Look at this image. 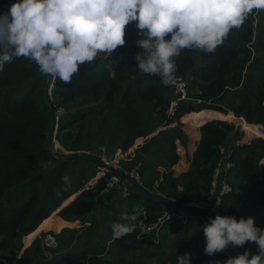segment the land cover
Returning a JSON list of instances; mask_svg holds the SVG:
<instances>
[{"label": "trees", "instance_id": "16d2710c", "mask_svg": "<svg viewBox=\"0 0 264 264\" xmlns=\"http://www.w3.org/2000/svg\"><path fill=\"white\" fill-rule=\"evenodd\" d=\"M5 1L0 0V13L5 11L1 6ZM139 38L136 22L132 21L126 26L124 45L82 64L70 82L55 77L52 99L57 110H65L59 119L58 140L66 150L94 156L97 155L93 148L105 143L112 157L116 149L128 150L137 138L147 137L159 125L165 126L135 150L130 165L143 160V184L153 190L158 181L157 189L162 195L175 196L181 202L207 192L213 169L221 158L218 146L228 145V135L234 131L235 143L229 154L234 163L229 174L232 190L223 199L221 214L237 218L251 215L264 227V139L256 136L249 143H236L240 135L234 124L212 119H225L215 110H231L238 117L264 125V9L249 13L243 24L231 29L214 51L185 48L175 57L174 74L187 80V97L178 102L171 116L167 111L175 96L172 87L165 85L159 75L146 74L135 66ZM46 81L47 75L26 57L7 62L0 72V254L8 260L16 257L15 248H22L25 235L38 229L45 218L98 171V165L92 161H55L50 156L47 139L51 110L45 95ZM192 112L198 113L194 114L195 121L204 122L199 128L201 138L190 169L176 176L172 169L179 160L176 141L183 145L188 141L179 120L197 127L184 121ZM174 122L176 125L170 126ZM105 180L106 177L79 193L59 211L65 219L83 218L99 196L107 202L101 220L104 230L99 229L97 220L88 233L64 228L57 234L58 251L69 249L72 255H83L87 264H144L158 252L153 237L142 236V231L136 229L113 239L112 223L121 211H131L133 207L146 211L141 219L144 224L149 223L166 206L149 200L134 187L127 197L128 206L125 198L114 191L102 199L99 192ZM143 198L146 204L137 207ZM49 221H44V228ZM170 223L173 230H186L187 224L171 221L166 225ZM231 246L240 253L245 249L258 250L255 242ZM183 253H175L172 264L177 254ZM222 255L223 250L215 256ZM63 260L64 256L45 258L40 236L18 259L26 264H64ZM197 261L192 255V263ZM67 264L84 263L74 260Z\"/></svg>", "mask_w": 264, "mask_h": 264}, {"label": "clouds", "instance_id": "9594fccd", "mask_svg": "<svg viewBox=\"0 0 264 264\" xmlns=\"http://www.w3.org/2000/svg\"><path fill=\"white\" fill-rule=\"evenodd\" d=\"M254 9H264V0H13L0 13V72L7 62L26 57L41 73L70 82L82 64L124 45L126 26L135 21L140 36L135 66L167 85L183 49L214 51ZM142 214L136 207L121 211L112 223V238L144 231ZM200 229L209 256L229 245L257 244L256 252L235 251L209 264H264V227L253 216L217 212ZM175 264H192L191 251L177 254Z\"/></svg>", "mask_w": 264, "mask_h": 264}, {"label": "built area", "instance_id": "2783aa9c", "mask_svg": "<svg viewBox=\"0 0 264 264\" xmlns=\"http://www.w3.org/2000/svg\"><path fill=\"white\" fill-rule=\"evenodd\" d=\"M13 0H6L1 4L5 9H8L9 5ZM174 91V98L171 101L167 115H174L178 102L187 97V80L174 74L169 84ZM60 113L62 114L65 110L64 108H59ZM241 119V118H240ZM222 127L220 124L218 125ZM235 131L240 133L242 137L247 138V143L251 141L254 137L258 136L264 139V125L258 124L256 122H250L241 119V122L236 125ZM107 145L105 143L100 146V156L99 158L105 162L107 165L113 166L115 169L123 170L125 173L131 175L140 183L142 182V175L140 169L143 165V161H137L133 166L126 167L123 163V160L127 158V152L119 148L112 157L107 154ZM221 152V158L213 169L211 178L209 180V188L207 192L202 196H195L186 201H181L183 205H187L193 209L203 210V211H213L215 213L219 212L221 214V206L223 199L226 194L232 190V184L229 180V174L231 169L234 167V163L229 160V154L232 150V146L227 144H220L218 146ZM99 170L97 174L90 178L83 186L79 188V192L86 191L90 188L95 187L99 180L106 177L103 187L100 189L99 194H105L112 191L118 192L122 197H128L132 193L131 183L123 176L111 172L106 167H98ZM159 193V192H158ZM157 193V194H158ZM160 194V193H159ZM164 196V195H162ZM173 201H177L175 196L169 197ZM217 199L220 200V204L217 205ZM143 215H146V211H143ZM190 214L183 212L181 210L165 207L156 217L154 221L145 223V230L142 231V236L151 235L153 239L158 237L160 231L165 225L169 222H181L185 225L187 224L190 218ZM41 245L45 258L51 259L54 257L56 250L59 247V240L56 236V233L52 230H45L41 235ZM238 254L239 251L235 250ZM229 256H219L214 257L211 260H226ZM210 259H205L203 261H197L192 264H209ZM1 261L5 263L6 261L1 258ZM7 263V262H6Z\"/></svg>", "mask_w": 264, "mask_h": 264}, {"label": "crops", "instance_id": "0c3cea01", "mask_svg": "<svg viewBox=\"0 0 264 264\" xmlns=\"http://www.w3.org/2000/svg\"><path fill=\"white\" fill-rule=\"evenodd\" d=\"M212 110H214V109H212ZM215 111L218 112V113H220V114H222L225 119H222V118L214 119V118H212L213 120H221V121L228 122L230 124H234L235 128H236V125L241 122V119L246 120L244 117H238V116H236L233 113V111H231V110H229L227 113H224V112H221V111H218V110H215ZM196 114H197V112H196ZM189 115H191V113H189ZM191 116H194V115H191ZM186 118H188V116L185 117V119ZM181 122H182L181 124H183V126L181 125L182 126V129H183V131L188 136V141H187V144L186 145L181 144L180 140H177L176 141L177 153L179 155V160L172 167V169L174 170V173H175L176 176L180 175L182 172H186L189 169V167L191 165V159H192V157L194 155V151L196 150L197 145L199 143V140L201 138V133H200V129L199 128L204 123V122H201V123H195V122H193V124H196L195 126H197V127H193V126L186 125V123H183V121H181ZM187 122H189L191 124L192 120H187ZM176 123L177 122H174L170 126H174V125H176ZM258 124H261V123H258ZM164 128H166V127L164 126ZM158 129L159 128H157V130L155 132H153V133L154 134L157 133L158 132ZM152 134L148 135L147 137H139V138H137V141L135 140V143L128 150H124V151L127 152V158L125 160H123V163H124V165L126 167H129V166L131 167L130 164L133 163V160L132 159L135 156V150L140 145H142L144 143V142L142 143V141H140V140H146V138L150 137ZM228 136H229V139H230V141H228L229 142L228 145L233 147V145L235 143V138L233 137L234 136V133L231 132ZM241 138H242V140H241ZM244 141L246 142L247 141V138L246 137H242L240 135L239 138L236 140V143H243ZM118 149H116L115 152ZM159 169L161 171H164L165 170L164 167H160ZM157 184H158V181H155L154 184H153V186H152V188H153L154 191L150 189L151 186H145L144 184H143V186L146 187V188H148L149 190L153 191L154 193H157V192H159L158 189H157ZM114 192L118 196L120 195L118 192H116V191H114ZM132 192H134V191L132 190ZM79 193H81V192L77 191L76 193H74L73 195H71L68 199H66L62 203V205L60 207H58L56 210H54L50 214V216H48L47 218H45L41 222V224H40L41 225L40 228H39L40 231L38 233H36L34 235V237L30 241H26V238L24 236L23 237V246H22V248L20 250H18V249L16 250V257L10 263L9 262H7V263L5 262L3 264H18L17 263L18 262V259L21 257L22 253L24 252V249L27 248V247H29L31 245L32 241L37 236H40L42 234V232H44L45 230H52L56 234H58L64 228H69V229H75V230H77V232L80 233V234L81 233H88L91 230V228H92L93 221L94 220H97L98 222L100 221L99 223H97V224H99L98 225L99 229L101 231H103L104 230V225L101 223V220H102V217H103L102 211H103V206L106 205L107 202L106 201H101L98 198L99 196L95 199L93 205L90 207L89 213H86L83 218H78V219H75V220H70V219H65L61 215H59L60 209L62 207H64V206H66L67 204H69L70 202H72L77 197V195ZM105 195H106V193L101 195V196H103L102 199L105 198ZM160 195H162V194L160 193ZM46 219H50V221L46 225V227L44 228L43 227V223H44V221ZM207 220H208V217H202V216H198V215H195V216L192 217V215H191L190 218H189V221H188V223L189 222L190 223L185 227V229L186 230L188 229V232H189L190 235H195V232L197 230H198V232H203L202 229H200L201 228L200 226H201V224H203ZM96 229H97V227H96ZM173 232L174 231H172V233ZM203 236H204V234H202V237ZM68 252H69V249H67L66 251H62V252L61 251H57L56 254L54 255V257H56V256L63 257L64 256V258H65L67 256H72L71 253H68ZM1 257H3V256L0 254V258Z\"/></svg>", "mask_w": 264, "mask_h": 264}, {"label": "rangeland", "instance_id": "374dc122", "mask_svg": "<svg viewBox=\"0 0 264 264\" xmlns=\"http://www.w3.org/2000/svg\"><path fill=\"white\" fill-rule=\"evenodd\" d=\"M24 97H25V95H21V98H24ZM56 112H57V117L59 119L60 116H61V113H60L59 109L58 110L56 109ZM194 114L196 115V112H192L191 113V115H194ZM191 115L187 114L186 117L188 116V118H186V119L184 118V121L187 122V120H192L191 124L192 125H196V124H193V122L198 123V121L197 120L195 121L194 120V116H191ZM179 121L181 122V118H180ZM187 123H189V122H187ZM181 125L183 126V124H181ZM158 128H159L158 131H161L162 129H164L163 125H159ZM233 133H234V131H233ZM241 140H242V138H241ZM136 141H137V139H136ZM140 141H142V143H143L146 140H140ZM100 146H101V144L98 145L97 148L96 147L93 148L94 151L96 152V155L98 157L100 156V152H99ZM53 152L55 154H57V155H60V156H64V155H68V154L72 153L71 151L66 150V148L61 144V142L58 140V138H56V144H55V146L53 148ZM107 154L108 155L111 154L110 151L108 150V148H107ZM189 169H190V167H189ZM146 202H147V200L143 198L136 204V206L140 207L141 205L146 204ZM125 203H126L127 206L129 205V201H128L127 197L125 198ZM193 216H195V215H192V217ZM189 223H187V225ZM171 225H172V223H170V224L166 225L165 227H163L161 229V231H160L159 236L154 238V241H155V243L157 245L155 249H157L158 252H157L156 256H154V257L147 258V259L145 258L146 260L144 261V264H172L173 255L175 253H177V252H180V251L181 252L191 251L192 255L195 256L198 259V261H203L205 259H208V260L210 259L211 260L212 258L216 257L215 256L216 253L213 256H209L208 254H206L204 252L206 240H205L204 236L202 237L203 232H198V230H197L195 232V235H190L189 232H188V229L186 231L183 230V229H181V231H180V229L173 230L171 228ZM172 227H174V226H172ZM172 231H174V232L172 233ZM41 235H40V238H41ZM229 247L235 253L234 248H232L231 245H229ZM15 250H17V248H15ZM71 255H72V253H71ZM225 256H229V255L225 252ZM1 258L4 259L6 262H9V263L12 261V260H8L5 257H1ZM1 258H0V260H1ZM128 259H130V257H128ZM74 260L77 261V262H83L84 264H87V260L84 258L83 255L82 256H77L75 254H73L72 256L65 257L64 260H63V263L67 264V263H69L71 261H74ZM18 262H17L18 264H26V263H23V262H20V261H18Z\"/></svg>", "mask_w": 264, "mask_h": 264}, {"label": "water", "instance_id": "95a60500", "mask_svg": "<svg viewBox=\"0 0 264 264\" xmlns=\"http://www.w3.org/2000/svg\"><path fill=\"white\" fill-rule=\"evenodd\" d=\"M54 82H55V77H53L51 75H47V81L45 84V95H46L47 101L49 102L50 110H51V126H50L48 139H47V149L50 153V156L55 161H69V160H74V159H85L88 161H92L100 167H106L111 172L117 173V174L125 177L139 193L143 194L149 200H152L155 202H160L165 206H168L170 208H175V209L181 210L183 212H186V213H189L192 215H198V216L208 217V218L214 217L216 215V213L213 211H203V210L193 209L187 205H183L179 202L173 201V200L169 199L168 197H164L162 195L154 193L153 191L144 187L142 183L137 181L131 175L125 173L123 170L115 169L113 166L107 165L99 157L94 156L90 153L78 151V152H72V153H70L68 155H64V156L56 155L53 152V148L56 144L59 119L57 117L56 106H55V103L53 102L52 95H51V89L54 85ZM224 251L229 256H235L236 255L229 246H227L224 249Z\"/></svg>", "mask_w": 264, "mask_h": 264}, {"label": "bare ground", "instance_id": "6f19581e", "mask_svg": "<svg viewBox=\"0 0 264 264\" xmlns=\"http://www.w3.org/2000/svg\"><path fill=\"white\" fill-rule=\"evenodd\" d=\"M214 119H219V118H214ZM39 228L25 235L26 241H30L34 237V235L40 231Z\"/></svg>", "mask_w": 264, "mask_h": 264}]
</instances>
